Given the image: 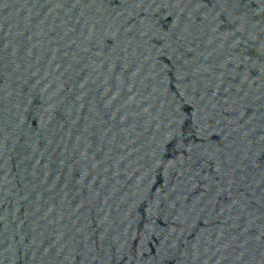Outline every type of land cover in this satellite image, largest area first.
Here are the masks:
<instances>
[{"label": "water", "instance_id": "obj_1", "mask_svg": "<svg viewBox=\"0 0 264 264\" xmlns=\"http://www.w3.org/2000/svg\"><path fill=\"white\" fill-rule=\"evenodd\" d=\"M0 264H264V0H0Z\"/></svg>", "mask_w": 264, "mask_h": 264}]
</instances>
